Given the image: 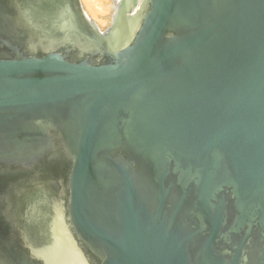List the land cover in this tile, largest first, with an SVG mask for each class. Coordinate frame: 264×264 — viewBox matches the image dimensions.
I'll use <instances>...</instances> for the list:
<instances>
[{
	"label": "water",
	"instance_id": "95a60500",
	"mask_svg": "<svg viewBox=\"0 0 264 264\" xmlns=\"http://www.w3.org/2000/svg\"><path fill=\"white\" fill-rule=\"evenodd\" d=\"M110 1L0 0V264H264V0Z\"/></svg>",
	"mask_w": 264,
	"mask_h": 264
},
{
	"label": "rangeland",
	"instance_id": "374dc122",
	"mask_svg": "<svg viewBox=\"0 0 264 264\" xmlns=\"http://www.w3.org/2000/svg\"><path fill=\"white\" fill-rule=\"evenodd\" d=\"M101 3H100V2ZM95 5L97 6L99 3L101 4V5H98L97 7H99L100 9H101V11H103V12H99V10L96 8L95 9V7H93V5H89V6H91L90 8H91V10H89L88 11V9H90L89 8V6L87 7V5L86 4H84V3H82L81 2V4H82V7H83V9H84V11H85V13L87 14V16L92 20V21H94L95 22V24L98 26V28L102 31V30H104L105 28H107L108 27V25H109V23H110V16H111V14H112V12H111V10H112V4H111V1L110 0H99ZM85 5H86V7H85ZM95 10H94V9ZM92 9L94 10V13H93V11H92ZM103 9V10H102ZM97 10V11H96ZM90 11L92 12V13H90ZM100 14H99V13ZM98 13V14H97ZM103 13V14H102ZM94 14V15H93ZM97 14V15H96ZM109 18V19H108Z\"/></svg>",
	"mask_w": 264,
	"mask_h": 264
},
{
	"label": "bare ground",
	"instance_id": "6f19581e",
	"mask_svg": "<svg viewBox=\"0 0 264 264\" xmlns=\"http://www.w3.org/2000/svg\"><path fill=\"white\" fill-rule=\"evenodd\" d=\"M80 1H81L82 3H84V4H86L87 7H88L89 5H93V7H95V9L97 8V9L99 10V12L101 11V9H100L99 7H97L98 5H101V4H100L101 2H100L99 0H80ZM98 1H99L100 3L96 6L95 4H96ZM101 1H102V0H101ZM86 5H85V7H86ZM87 7H86V8H87ZM90 7H91V6H89V8H90ZM93 9H94V8H93ZM93 9H92V11H93V13H94V10H95V9H94V10H93ZM89 10H91V8L88 9V11H89ZM102 10H103V9H102ZM96 11H97V10H96ZM99 12H98V13H99ZM101 12H103V11H101ZM101 12H100V13H101ZM111 12H112V10H111ZM90 13H92V12L90 11ZM98 13H97V14H98ZM100 13H99V14H100ZM97 14H96V15H97ZM102 14H103V13H102ZM93 15H94V14H93ZM111 15H112V14H111ZM113 15H114V14H113ZM108 19H109V18H108Z\"/></svg>",
	"mask_w": 264,
	"mask_h": 264
}]
</instances>
